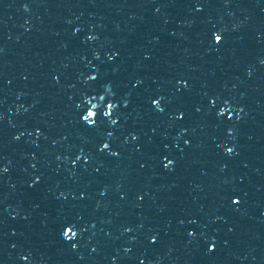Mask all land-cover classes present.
Instances as JSON below:
<instances>
[{
	"label": "snow or ice",
	"instance_id": "1",
	"mask_svg": "<svg viewBox=\"0 0 264 264\" xmlns=\"http://www.w3.org/2000/svg\"><path fill=\"white\" fill-rule=\"evenodd\" d=\"M91 114H89V117H85V119H90Z\"/></svg>",
	"mask_w": 264,
	"mask_h": 264
}]
</instances>
